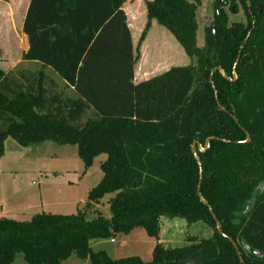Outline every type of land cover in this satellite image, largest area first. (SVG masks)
<instances>
[{
    "label": "trees",
    "instance_id": "1",
    "mask_svg": "<svg viewBox=\"0 0 264 264\" xmlns=\"http://www.w3.org/2000/svg\"><path fill=\"white\" fill-rule=\"evenodd\" d=\"M125 1L30 0L22 59L51 66L75 97L49 93L42 78L30 83L22 70L0 69V153L11 137L22 146L75 144L86 166L107 157L85 210L0 217V264L17 253L28 264H64L72 253L89 264H147L90 247L137 227L156 240L149 264H264V0H219L202 47L200 0L148 1L142 38L155 19L196 63L138 84ZM227 3L242 5L248 23L229 26ZM107 194L111 217L88 218ZM162 216L202 222L212 233L166 247Z\"/></svg>",
    "mask_w": 264,
    "mask_h": 264
},
{
    "label": "rangeland",
    "instance_id": "2",
    "mask_svg": "<svg viewBox=\"0 0 264 264\" xmlns=\"http://www.w3.org/2000/svg\"><path fill=\"white\" fill-rule=\"evenodd\" d=\"M148 1L150 0H128L126 4L127 21L129 15L133 27L136 72L140 73L147 66L154 67V72H158L168 64L184 66L196 63V59L186 53L170 30L155 19L151 20L150 28L142 38L148 22ZM218 2L219 0H200L198 4L197 44L200 47L204 45V28L215 19ZM27 7L28 0H0V69L5 72L11 69L28 72L36 70L35 64H39V61L22 59L28 47V38L23 31V17ZM223 9L227 13L226 23L229 26L248 23L242 5L238 4L236 10L235 6L227 3L223 5ZM152 28V36L147 41ZM239 59L240 56L238 61ZM234 76L237 77L236 71ZM61 88L67 92L63 85ZM106 157V154H100L86 166L75 144L46 140L22 146L8 137L4 151L0 153V217L28 220L42 211L73 214L85 210L89 191L103 176L101 162ZM112 196L113 194L105 195L94 208L87 211L88 218L96 217V211L111 217L109 200ZM160 229L163 236L160 237L161 242L170 247L185 246L188 242L186 236L201 239L212 233L202 222L188 224L182 217H162ZM155 243L156 240L145 228L137 227L129 233L92 239L90 247L95 251L105 250L112 258L137 255L149 264ZM245 248L248 249L246 245ZM15 258V264L26 263L22 253H17ZM85 263L76 253H72L65 262Z\"/></svg>",
    "mask_w": 264,
    "mask_h": 264
},
{
    "label": "crops",
    "instance_id": "3",
    "mask_svg": "<svg viewBox=\"0 0 264 264\" xmlns=\"http://www.w3.org/2000/svg\"><path fill=\"white\" fill-rule=\"evenodd\" d=\"M127 1L128 0H126L123 3V6H122L123 9H124V11L126 12V14H128V12H127V6H126ZM29 4H30V0H28V6H29ZM27 9H28V7H27ZM26 12H27V10H26ZM25 15H26V13H25ZM23 18L25 19V16ZM24 19H23V23H24ZM127 22H128V26H129V29H130V32H131L132 43H133V46H134L133 27H132V24L130 22L129 15H128V21ZM152 26H154V25H152ZM153 28L150 30V32L148 34L147 41L150 40V37L152 36L151 32H152ZM28 49H29V41H28L27 50ZM29 61H37V60H29ZM35 66H37V69L36 70H28V72L23 71V72H25V74L28 75L30 83L33 82L34 79H36L37 77H40V78L43 79V85L48 90L49 93L59 94V95H61V98H64V99H66L67 97H71V98H74L75 97V91H74L73 87L69 86L64 81V79L62 78V76L59 73H57L51 66L43 65L41 62H39L38 65L35 64ZM176 66H180V65H178V64H168L166 66V68H164V69H162V70H160L158 72H154V67H152V66L151 67L147 66V67L143 68L140 71V73H137L136 70H135V77H134V81L133 82H134V84H138V83L147 81V80H149V79H151V78H153L155 76H158V75H160V74L168 71L170 68L176 67ZM13 70L14 69H11V70L7 71V73L10 72V71H13ZM61 85L64 86V89H66L67 92L61 88ZM56 105L57 104H55L54 106H50V105L49 106H46L44 108V111H47L48 112L50 110H53V109H55V106ZM67 111H68V109H67ZM90 112L91 111L89 110L86 114H84L82 116V119H85L90 114ZM6 141H5V144H6ZM5 217H7V216H5ZM162 217H164V216H162ZM162 217L160 218V222H161ZM209 236H210V234H208L207 236H205L203 238H206V237H209ZM160 237L163 238V236L161 235V229H160ZM187 244H188V242H187ZM165 246L166 247H170V246H167V245H165ZM15 259H14V261H13L12 264H15ZM85 261H86L85 264H87V260H85ZM65 262H66V260L64 261V264H65ZM18 264H28V263L27 262L26 263H22L21 262V263H18Z\"/></svg>",
    "mask_w": 264,
    "mask_h": 264
},
{
    "label": "water",
    "instance_id": "4",
    "mask_svg": "<svg viewBox=\"0 0 264 264\" xmlns=\"http://www.w3.org/2000/svg\"><path fill=\"white\" fill-rule=\"evenodd\" d=\"M249 3H250V2L248 1V4H249ZM236 65H237V61H236L235 65H234V68L236 67ZM220 70H221V72L223 73L222 69H220ZM249 139H250V137L248 138V141H249ZM207 145H208V143H207ZM192 149H193V152H194V154H195L196 159L199 161V157L197 156V154H196L195 151H194V144L192 145ZM200 186H201V182L199 183V189H200ZM218 230L222 233L221 225H220L219 222H218ZM230 240L233 242L234 246H235V247L237 248V250H238V246H237L236 242H234V241L232 240V238H230ZM240 259H241V261H242V258H241V257H240Z\"/></svg>",
    "mask_w": 264,
    "mask_h": 264
}]
</instances>
